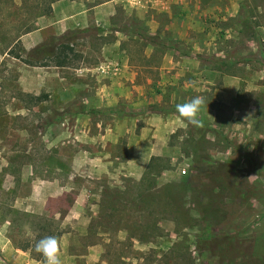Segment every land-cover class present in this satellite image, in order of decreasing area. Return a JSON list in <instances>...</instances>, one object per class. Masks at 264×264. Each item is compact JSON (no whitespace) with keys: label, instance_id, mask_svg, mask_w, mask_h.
I'll return each instance as SVG.
<instances>
[{"label":"rangeland","instance_id":"1","mask_svg":"<svg viewBox=\"0 0 264 264\" xmlns=\"http://www.w3.org/2000/svg\"><path fill=\"white\" fill-rule=\"evenodd\" d=\"M205 1L212 11L214 0ZM245 1L236 18L213 22L218 32L221 24L240 28L256 47L194 52L168 42L174 28L161 34L158 24L167 17L144 0H118L109 25L56 34L48 25L78 9L79 0H0V264H47L36 251L45 237L57 239L61 264H251L254 251H264V148L248 131L264 117L256 112L264 109V34L254 35L264 29V0ZM39 29L44 41L60 36L76 51L81 42L96 51L87 50L76 66L97 53L111 57L118 41L135 65L148 64L136 74L144 73L138 85L151 101L130 119L114 109L68 114L79 100L63 94L46 66L5 53L20 35L13 49L25 55L32 48L22 36ZM54 71L78 93V71ZM223 74L248 81L249 112L229 120L217 114L213 125L208 106L223 108L214 98L242 87L236 80L224 85ZM197 96L209 102L199 126L177 111ZM106 127L118 132L106 138L100 135ZM236 129L248 140L235 137ZM221 162L230 165L228 173L218 170Z\"/></svg>","mask_w":264,"mask_h":264},{"label":"crops","instance_id":"2","mask_svg":"<svg viewBox=\"0 0 264 264\" xmlns=\"http://www.w3.org/2000/svg\"><path fill=\"white\" fill-rule=\"evenodd\" d=\"M129 3L135 2V0H125ZM137 2L140 0H136ZM145 4L151 3L152 5H159L163 14L167 17V20L163 23H159V32L164 34L168 32L171 27L174 28V41L169 43L173 44L174 48L184 50L188 49L190 51H199L203 48L206 49H219L222 51H232V50H242L248 49L251 50L256 47L257 42L253 37L242 38L241 36L244 33L240 28H230L223 27L222 24L219 26V32L215 29L214 22L225 21L230 19V17H237V11L239 3H245V0H214V8L212 11L208 9L204 4L205 0H144ZM83 1L79 0L78 3L81 6L75 10H66V12L60 16L55 17V21L50 23L48 26L52 28L53 33L56 34L58 30L59 33H64L66 31H75V30H85L90 28L92 25L95 26H105L110 24V19L114 17L116 10V3L118 0H101L97 3L91 5H83ZM211 1H208L209 4ZM227 3V4H226ZM56 12H54L55 15ZM214 21V22H213ZM102 24V25H101ZM55 25L56 27H53ZM222 29V30H220ZM255 36H263L264 29L262 27H256L254 30ZM221 34L223 38L218 37L213 41V36ZM83 33H78L76 36L83 37ZM202 35L210 36L209 40H202L203 38L199 37ZM247 35V34H246ZM220 36V35H219ZM252 36V33H250ZM213 38V39H212ZM228 39V43L225 44L223 39ZM252 38V39H251ZM23 44L29 45L30 48H33L37 43H40L45 40V35L42 33V29L37 31H32L28 35H23L21 38ZM248 39V40H247ZM35 42V43H32ZM167 42V40L165 41ZM167 42V43H168ZM32 43V44H31ZM178 45V46H177ZM83 48L80 50L82 54H85L87 50L96 54V51L93 50L89 44L86 42H81ZM113 46L114 54L111 57H106L100 53L97 55V59H94L88 63L82 61L79 66L76 67H59V66H46L49 73H52L53 76L49 75V79L54 80L55 84H62L63 94L68 98L77 97L79 102L72 103L67 112L70 115H84L88 112H94L96 114H107L110 109L117 111L116 117L121 118L123 116L130 117L134 116V111L137 109L143 108L142 105H146L151 101V97L148 95L145 87L138 85L140 82L144 84V73L142 76L136 74L138 73L140 67L144 70L148 67L147 63H138L135 65L134 61L128 55V52H124L123 47L117 41ZM137 67V69H136ZM66 68L69 70L78 71L79 74L75 76V79L81 84L78 93L76 94L70 86H68V77L63 75H57L54 70ZM136 69V70H135ZM137 71V72H136ZM223 84L233 82L236 80L238 83L242 84V87H236L232 92L228 90V87H224V90H228L223 93V97L214 98L213 101L222 103V109L220 105H213L207 109L210 110L212 115L213 125H216L215 121L216 115L222 114L227 116V120L231 119L232 115H238L240 119L248 114L246 104L248 99L246 97L249 90L244 86L247 84L244 78L237 77L235 75H222L221 77ZM146 81H149V78L146 77ZM49 83V81H48ZM243 86L245 89H243ZM225 95V96H224ZM63 97V95H62ZM65 98V97H63ZM138 100V101H137ZM239 103V106H234V104ZM144 104V105H145ZM227 105V106H225ZM262 106V104H261ZM144 109V108H143ZM257 114L260 117V114H264V109L259 108L256 110ZM170 122V121H168ZM130 131V130H125ZM235 137H239V131L234 130ZM248 131H253V135L256 137V140H259L260 146L264 148V117L260 118V124H253L252 127H249ZM118 132L117 127H106L100 135L110 138V135ZM134 129H132V132ZM122 135V130L119 131L116 136ZM112 139V138H111ZM238 139L248 140L247 134L239 137ZM17 209L32 212L33 206H12ZM9 241V240H8ZM7 242L4 243V247L7 246Z\"/></svg>","mask_w":264,"mask_h":264},{"label":"trees","instance_id":"3","mask_svg":"<svg viewBox=\"0 0 264 264\" xmlns=\"http://www.w3.org/2000/svg\"><path fill=\"white\" fill-rule=\"evenodd\" d=\"M20 35L14 37V44H9L5 53L22 60L27 65H40V66H59V67H76L81 60H83V54L76 51L72 44L69 42L58 40L60 36H53L46 41L30 49L25 55L21 52L13 49V46L17 43L20 44ZM35 99H39V96H33ZM218 170L223 174L230 171V165L221 162L218 164ZM234 189V188H233ZM231 187V190H233ZM217 239V237L215 238ZM218 242V240H216ZM259 248V246H257ZM257 250V248L255 247ZM261 253L254 251V258L251 264H264V251Z\"/></svg>","mask_w":264,"mask_h":264},{"label":"clouds","instance_id":"4","mask_svg":"<svg viewBox=\"0 0 264 264\" xmlns=\"http://www.w3.org/2000/svg\"><path fill=\"white\" fill-rule=\"evenodd\" d=\"M209 102L203 96H197L190 101L177 105V111L188 123L195 126L200 125L199 113L201 107ZM36 251L40 252L47 261V264H61L59 244L55 237H45L36 243Z\"/></svg>","mask_w":264,"mask_h":264}]
</instances>
